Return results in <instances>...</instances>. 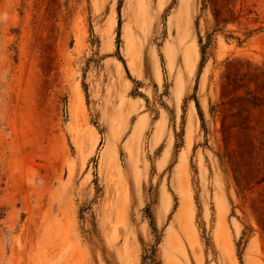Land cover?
Masks as SVG:
<instances>
[{
  "label": "rangeland",
  "instance_id": "rangeland-1",
  "mask_svg": "<svg viewBox=\"0 0 264 264\" xmlns=\"http://www.w3.org/2000/svg\"><path fill=\"white\" fill-rule=\"evenodd\" d=\"M0 264H264V0H0Z\"/></svg>",
  "mask_w": 264,
  "mask_h": 264
},
{
  "label": "bare ground",
  "instance_id": "bare-ground-1",
  "mask_svg": "<svg viewBox=\"0 0 264 264\" xmlns=\"http://www.w3.org/2000/svg\"><path fill=\"white\" fill-rule=\"evenodd\" d=\"M183 205H184L183 207H186L188 205V201H183ZM183 211H185V210H183ZM182 214H183V212H182V210H180L178 216L182 217ZM182 226H184L185 234L188 237V242H189V245H190V247L192 249V254L194 256H196L197 254L195 252L196 250H195V238H194L195 234H194V230H193L192 224H188V222H187L185 224H182Z\"/></svg>",
  "mask_w": 264,
  "mask_h": 264
}]
</instances>
